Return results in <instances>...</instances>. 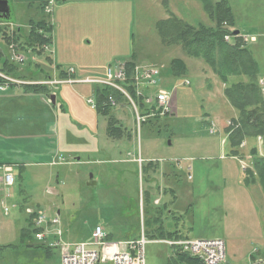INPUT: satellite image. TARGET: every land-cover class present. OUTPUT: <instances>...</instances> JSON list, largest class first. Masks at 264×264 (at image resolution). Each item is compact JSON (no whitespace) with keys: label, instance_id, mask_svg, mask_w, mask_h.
I'll use <instances>...</instances> for the list:
<instances>
[{"label":"rangeland","instance_id":"rangeland-1","mask_svg":"<svg viewBox=\"0 0 264 264\" xmlns=\"http://www.w3.org/2000/svg\"><path fill=\"white\" fill-rule=\"evenodd\" d=\"M5 1L9 18L3 21L13 28L6 32L19 29L15 54L26 57L16 66L22 75L45 72L57 78L73 69L76 78H104L108 66L124 65L133 54L138 66L161 71L157 84L172 95L173 114L137 125L133 106L124 102L111 113L129 137L112 140L105 134V118L88 103L95 84L53 80L47 91L55 95L54 105L44 91L3 87L0 183L6 165L15 180L7 191L0 187V201L10 208L4 215L0 204V264H60L61 245L46 254L34 234L20 238L32 212L43 214L45 222L57 219L46 231H60L65 245L89 242L95 226L109 242L138 241L148 230L143 220L161 216L166 232L222 240V264H264V195L256 183L244 182L250 153L239 149L241 157L229 155L227 138L236 131L238 113L210 67L187 57L180 46L161 44L155 29L170 16L193 26L211 25L201 5L194 0ZM227 3L235 23H264V0ZM42 20L52 25V43L34 55L23 42L30 25ZM0 47L3 59L12 62L9 44L0 40ZM258 50L263 59L264 48ZM175 58L187 69L180 79L169 71ZM260 66L264 70V62ZM149 89L153 93L156 87ZM163 167L169 172L161 173ZM144 237L146 264H166L171 246Z\"/></svg>","mask_w":264,"mask_h":264},{"label":"trees","instance_id":"trees-1","mask_svg":"<svg viewBox=\"0 0 264 264\" xmlns=\"http://www.w3.org/2000/svg\"><path fill=\"white\" fill-rule=\"evenodd\" d=\"M194 1L201 5L202 11L210 20L211 25L198 23L196 26H193L175 16H170L165 20L156 22L155 29L157 30L161 44L164 46H180L187 57L201 59L224 84V96L231 107L238 113L236 122L239 126L237 128L233 127L236 131L227 138L230 145L229 155L231 157H237L239 155V146L244 140L264 137V98L257 83L256 64L249 50L246 49V44L241 39L240 35L233 34L235 20L227 0ZM6 29L7 28L0 26V40L7 45L12 43L16 44L19 41V32L8 35ZM51 33L52 25L48 22L42 20L36 24L32 23L30 25V32L25 36L23 42V44L26 45V51L34 55H40L45 52L52 43ZM227 36L229 38L228 40L225 39ZM47 60L51 63L49 58H47ZM16 66L17 65L12 64L7 59H3V53L0 47V72L5 76L15 80L19 79L24 82H45L54 79L50 78L45 72L40 75V77L36 75V77L33 76L28 78L17 71ZM111 66H108V68ZM136 67L143 66H138L133 54H131L130 59L125 61L124 64L127 81L123 86L128 90L129 96L140 117H144L143 124L150 118H159L161 116V109H156L155 103L147 104L145 102L148 99L150 91L147 84L142 83L137 87L135 86L133 76ZM150 67L158 70L156 78L158 80V76L161 77V71L159 73V69L156 68V66ZM42 71L44 70L40 69L38 73ZM169 71L171 77L174 79H180L187 73L184 61L178 58L170 61ZM57 78H59V80H65L68 76L65 72L60 71ZM231 78H236L238 80L236 82H230ZM12 86L17 85L9 84V87ZM21 86L24 90L39 93H41L40 91H44L45 93L43 94H47L48 100L50 98V94L47 91L48 86L46 85L27 84ZM152 87H156L155 91L160 88L158 84ZM136 90L139 91V95L136 94ZM92 95L95 100V112L103 116L106 120V136L112 140H120L124 137H129V134H125V130L111 112L114 107L121 106L124 102L130 106L131 103L116 90L106 86L95 87L94 90H92ZM109 98L113 101H109ZM250 157L251 166L245 170L247 174L244 178V182L245 184H258L264 195V156H260L256 149L253 148L250 150ZM21 167L22 166H19V168ZM143 198L145 201H148V195H144ZM35 216V212L27 215L25 220L28 224L27 226L25 225L20 233V238L22 240L38 232L33 226V219ZM143 225L148 229L146 234L144 233V236H148L149 240L183 239L176 231L166 232L163 229L161 216L152 219L146 218L143 220ZM151 228H154V230H151ZM27 246L29 247L30 245ZM3 248L4 246H0V256ZM37 248L44 249L46 254L50 251V249L43 244H39ZM166 264L203 263L195 257L180 253L178 250H173Z\"/></svg>","mask_w":264,"mask_h":264},{"label":"built area","instance_id":"built-area-1","mask_svg":"<svg viewBox=\"0 0 264 264\" xmlns=\"http://www.w3.org/2000/svg\"><path fill=\"white\" fill-rule=\"evenodd\" d=\"M46 12L48 13L49 10L46 9ZM225 39L228 40V37H225ZM13 60L22 62L23 57L13 54ZM134 72L133 78L136 87L142 83H145L150 87L157 84V69L151 67H136ZM70 73H72V70ZM0 79V91L3 90V87H7L10 83L21 84V82L15 81L2 74H0ZM126 80L127 77L124 65L115 64L113 69L107 70L104 78L97 77L96 79V77H86L81 80H67V82L70 84L88 83L110 87L124 96L134 107L135 105L131 100L127 89L123 86ZM259 84L263 88L262 91L264 93V80H260ZM136 94L139 95L138 90H136ZM171 99L172 95L169 96L167 92L159 89L154 95L153 101L156 104L157 109H161V114H171L173 112L170 107ZM109 101L112 102L113 100L109 98ZM150 101L151 98L146 100V103H149ZM88 103L92 107L95 104L92 99H88ZM141 119L143 120V118L136 114L137 122ZM233 127L236 128L234 124ZM257 140L259 144L264 142V138L258 137ZM3 167H5V169L2 170V183H0V187L1 189L7 191L14 184V175L11 172L10 166ZM0 204L4 215H7L9 212L8 207L3 200H1ZM35 223L37 226L45 224L46 222L44 216L42 214L37 216ZM50 224L56 225L58 224V220L53 219L50 221ZM54 234L56 237H60L61 233L60 231H56ZM44 237V233H37L35 235V238L38 241H42ZM90 237L91 239L89 242L65 245L59 241H55L50 243L49 246L56 247L61 245L60 264H146L145 245L147 241L144 236H142L138 241H129L125 243L109 242L103 228L95 226ZM167 243L168 245L173 246L180 253H185L199 259L203 264H222L226 257L225 244L219 239H179L171 242L167 241Z\"/></svg>","mask_w":264,"mask_h":264},{"label":"crops","instance_id":"crops-1","mask_svg":"<svg viewBox=\"0 0 264 264\" xmlns=\"http://www.w3.org/2000/svg\"><path fill=\"white\" fill-rule=\"evenodd\" d=\"M7 9H8V7H7ZM0 22L4 23V25H10V24H6L4 21H0ZM261 24H264V23L256 24V22L253 21V19H252L251 24L249 23V24H241L240 25L236 21L235 28H234V30L239 33L243 42H246L245 47H246V49L249 50L250 55L256 64L255 69L257 71V79L264 78V70H262V68L260 66V64H262V62H264V58L261 59L260 51L258 50L261 47L264 48V25H261ZM74 73H75V71H74ZM54 79H57V78H54ZM220 140H223L221 135H220ZM253 140H254V142H253ZM241 144H242V146L241 145L239 146V149L242 150L241 153H243V154L250 153V150L254 148V149H256V151L258 152L259 155L264 156V153H263L264 151L261 149L262 146L264 147V144L263 143L259 144L257 138L246 139ZM241 153L239 152L238 157H241V155H240ZM247 159H248V161H250L251 157L248 156ZM165 169H166L165 167L159 168V171L161 173H165L166 171L169 172V170H165ZM256 185L259 187L258 184H256ZM159 192H161V191L159 190ZM159 204H160V202H159ZM164 207H167V205L164 204Z\"/></svg>","mask_w":264,"mask_h":264},{"label":"flooded vegetation","instance_id":"flooded-vegetation-1","mask_svg":"<svg viewBox=\"0 0 264 264\" xmlns=\"http://www.w3.org/2000/svg\"><path fill=\"white\" fill-rule=\"evenodd\" d=\"M5 0H0V21L6 20L9 18L8 9L4 5ZM4 11V12H3Z\"/></svg>","mask_w":264,"mask_h":264},{"label":"water","instance_id":"water-1","mask_svg":"<svg viewBox=\"0 0 264 264\" xmlns=\"http://www.w3.org/2000/svg\"><path fill=\"white\" fill-rule=\"evenodd\" d=\"M4 5H5V7L7 8V3H6V1H4ZM4 12V11H3ZM233 34L234 35H237L238 34V32L237 31H234L233 32ZM50 103L52 104V105H54V100H55V96L54 95H50ZM90 178H91V176H90ZM92 185H94V182H89L88 183V186H92Z\"/></svg>","mask_w":264,"mask_h":264}]
</instances>
